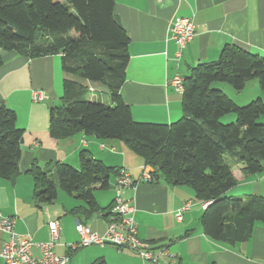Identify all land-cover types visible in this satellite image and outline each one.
Returning <instances> with one entry per match:
<instances>
[{
  "label": "crops",
  "instance_id": "obj_1",
  "mask_svg": "<svg viewBox=\"0 0 264 264\" xmlns=\"http://www.w3.org/2000/svg\"><path fill=\"white\" fill-rule=\"evenodd\" d=\"M114 13L130 40L121 95L136 122L171 124L179 120L183 114L182 94L172 81L176 76L187 77L200 63L217 60L225 47L264 55V0H115ZM181 17L190 18L195 26L193 39L182 51L171 36L173 22ZM0 55L4 61L0 67V105L16 113L17 127L24 131L19 175L11 180L0 178V220L13 217L16 233L29 236L35 243L48 242L49 223L57 222L60 236L54 253L68 256L67 264H93L98 259L106 264H264V223H256L251 237L244 242L226 245L213 241L204 234L201 224L206 205L196 200L193 189L172 186L162 179L142 181L144 161L123 142L83 133L59 140L51 137L47 100L55 107L61 106L65 79L84 84L91 91V101L105 104L109 96L104 86L63 72L60 55L29 59L1 50ZM37 93L44 99H35ZM256 96L264 99L258 89L249 101ZM234 118L228 116L223 122ZM84 151L132 176L135 186L124 191V198L134 206L137 236L157 254L156 262L144 261L129 249L113 246L92 245L70 251L69 245L81 240L77 220L99 234L106 230L107 221L100 213L87 217L83 212L86 203L76 195H64L57 181V200L51 205H35L30 174L33 165L47 169L57 180L56 165L65 163L79 169ZM231 166L237 184L228 195L264 197V170L245 175L238 163ZM116 179L111 178L105 191L109 201L102 203L94 193L101 208L113 203ZM186 203L191 204L190 209L182 221H177L175 215ZM5 239L0 232V253ZM35 255L39 256V251L35 250Z\"/></svg>",
  "mask_w": 264,
  "mask_h": 264
},
{
  "label": "trees",
  "instance_id": "obj_2",
  "mask_svg": "<svg viewBox=\"0 0 264 264\" xmlns=\"http://www.w3.org/2000/svg\"><path fill=\"white\" fill-rule=\"evenodd\" d=\"M114 7L115 0H0V50L29 59L60 55L63 72L107 89L111 105L91 101L87 86L65 79L61 106L51 110L53 139L83 133L123 142L151 166V183L162 179L193 189L196 200L206 205L201 224L207 237L226 245L248 240L255 224L264 223V197L228 195L237 183L227 158L245 175L264 170V123L259 122L264 101L258 98L240 107L213 84L224 82L240 92L257 79L264 93V55L225 47L217 60L196 65L184 78L179 120L136 122L121 95L130 40ZM228 114H235L236 121L223 124ZM23 135L16 113L0 105V178L19 175ZM56 171L57 180L36 164L30 170L36 206L57 200V181L60 190L86 203L87 217L100 213L108 221L113 203L101 208L94 191L108 189L121 170L84 151L79 169L58 163ZM93 264L106 263L98 259Z\"/></svg>",
  "mask_w": 264,
  "mask_h": 264
},
{
  "label": "built area",
  "instance_id": "obj_3",
  "mask_svg": "<svg viewBox=\"0 0 264 264\" xmlns=\"http://www.w3.org/2000/svg\"><path fill=\"white\" fill-rule=\"evenodd\" d=\"M195 26L190 18H177L171 26V36L178 44L180 51L193 39ZM181 56V53H178ZM176 91L183 93L184 78L176 76L172 81ZM35 99L43 100L44 96L37 93ZM141 180L151 182L153 169L145 165L142 169ZM135 186V181L127 170H121L116 179V195L109 210V218L104 233L93 232L89 227L76 221V230L81 237L78 244L69 245L70 251L79 248L98 245L113 246L117 249H129L144 261H157V254L149 248V244L140 240L137 236V224L134 219L135 208L124 198V191ZM191 204L186 203L175 215L177 221H182L183 215L190 209ZM102 216V214H100ZM0 232L6 235L3 241L0 257L3 264H67L68 256L58 257L54 253L56 242L60 236V228L57 222L49 223L50 241L35 243L29 236L15 232V219L2 217L0 220ZM39 251V256L35 255Z\"/></svg>",
  "mask_w": 264,
  "mask_h": 264
},
{
  "label": "rangeland",
  "instance_id": "obj_4",
  "mask_svg": "<svg viewBox=\"0 0 264 264\" xmlns=\"http://www.w3.org/2000/svg\"><path fill=\"white\" fill-rule=\"evenodd\" d=\"M61 1L64 2V0H61ZM213 87L221 90L230 100H232L237 106H240V107L246 106L251 101L258 99L259 97L256 96L254 99H251L249 101V99L252 96H255L258 89L261 90L257 79H253V80H250L249 82H247L245 88L240 92L235 91L229 84L224 83V82H216L213 84ZM263 101H264V99H263ZM104 102L106 105H111L109 98H107ZM231 115L234 116L235 114H228L224 117L226 118V117L231 116ZM235 121H236V119L234 118L233 122H235ZM233 122L223 123V124H230ZM259 122L264 123V116L259 119ZM227 161L232 165L233 162H231L229 158H227ZM105 191L106 190H100V189L99 190L97 189L96 191H94V193H96L100 197V200L102 203H105V202L109 201V199H110L109 198L110 195L106 197L107 194L105 193ZM64 195H67V194H64ZM234 196H236V195H234Z\"/></svg>",
  "mask_w": 264,
  "mask_h": 264
},
{
  "label": "water",
  "instance_id": "obj_5",
  "mask_svg": "<svg viewBox=\"0 0 264 264\" xmlns=\"http://www.w3.org/2000/svg\"><path fill=\"white\" fill-rule=\"evenodd\" d=\"M47 106L50 110H53L55 108L54 104L50 99L47 100Z\"/></svg>",
  "mask_w": 264,
  "mask_h": 264
}]
</instances>
